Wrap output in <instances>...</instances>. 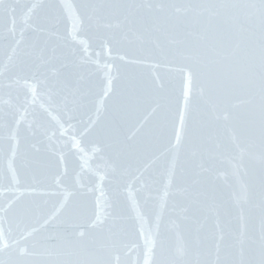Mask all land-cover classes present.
Wrapping results in <instances>:
<instances>
[{
    "label": "water",
    "instance_id": "95a60500",
    "mask_svg": "<svg viewBox=\"0 0 264 264\" xmlns=\"http://www.w3.org/2000/svg\"><path fill=\"white\" fill-rule=\"evenodd\" d=\"M0 264H264V0H0Z\"/></svg>",
    "mask_w": 264,
    "mask_h": 264
}]
</instances>
